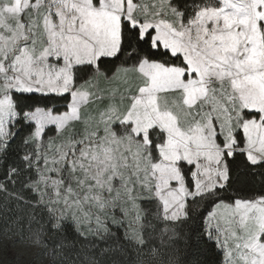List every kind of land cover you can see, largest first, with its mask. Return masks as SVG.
<instances>
[{
  "label": "snow or ice",
  "instance_id": "1",
  "mask_svg": "<svg viewBox=\"0 0 264 264\" xmlns=\"http://www.w3.org/2000/svg\"><path fill=\"white\" fill-rule=\"evenodd\" d=\"M112 2L0 0V166L5 169L0 182L14 184L13 178L21 174L28 180L33 178L29 174L40 179L47 154L56 153L49 176H59L62 182L67 177L70 183L91 159L85 149L103 148L108 127L112 132L124 125L133 127L134 121L127 117L137 106L159 108L161 102H168L167 93L181 91L165 87L153 95L160 78L156 66L182 68V80L197 78L194 83L203 86L204 96L210 87L223 91L226 80L235 87L238 77L264 73V0H168L181 27L188 25L186 32L173 29L172 45L157 39L155 25L142 31L143 18L133 25L121 16L115 55L84 59L90 50L111 41L107 6ZM128 2L124 0L125 12ZM130 2L139 5L140 0ZM161 56L170 62L158 59ZM193 63L198 66L193 68ZM121 68L124 81L117 79ZM96 73H103L109 83L99 93L93 80ZM78 90L84 94L82 103H77ZM122 107L121 118L109 119ZM100 117L104 127L90 130L88 121ZM134 134L143 138V133ZM65 142L67 155L63 168L57 170L58 147ZM248 164L251 168L264 161ZM245 176L251 178L244 180ZM255 176L242 173L235 180L250 187ZM232 179L225 177L223 183L199 193L200 198L209 197L208 207L191 228L186 264L198 262L208 251L217 257L215 264H264V185L254 197L219 196ZM221 205L224 210L218 213ZM182 219L193 218L185 211Z\"/></svg>",
  "mask_w": 264,
  "mask_h": 264
},
{
  "label": "rangeland",
  "instance_id": "2",
  "mask_svg": "<svg viewBox=\"0 0 264 264\" xmlns=\"http://www.w3.org/2000/svg\"><path fill=\"white\" fill-rule=\"evenodd\" d=\"M107 10L111 13L108 16L111 41L107 46H96L84 59L94 61L98 55H115L120 47L121 16L133 25L143 18L144 32L155 25L157 39L163 38L169 45L173 44L174 28L186 32L188 27H181L179 17L173 16L168 7V0H140L139 5L129 0L126 12L124 0H113ZM148 67L145 65L146 70ZM155 71L160 78L154 84L153 95L165 87L181 91L167 93L168 102H161L159 108L155 104L137 106L127 117L134 121L133 127L124 125L115 132L108 127L103 148L85 149L91 153V159L81 166L83 172L78 170L70 183H66L67 177L62 182L59 176H49L56 153H48L47 167H40L38 191L43 200L85 234L103 231L108 220L113 224L125 220L131 236L138 239L140 201L158 200L165 220L178 221L184 216L188 198L199 196L228 177L225 154L242 152L248 161H264V73L249 74L248 79L238 77L235 87L226 80L222 82L223 91L210 87L204 96L203 86L194 83L197 78L190 76L187 83L182 80V68L165 69L160 65ZM96 74L93 80L99 93L109 83L103 75ZM127 78L133 79L130 73ZM117 79L125 80L123 68ZM78 93L77 103H82L84 94L79 90ZM190 104L197 106L189 107ZM122 115L123 107L112 111L109 119H119ZM101 119L89 120L90 130L103 128ZM134 133H143V138ZM67 147V142L58 147L57 170L63 168ZM182 164L191 169L192 191L180 169ZM223 210V205L216 209L218 213ZM35 253L33 245L8 242L0 246L4 264H50V252L44 259Z\"/></svg>",
  "mask_w": 264,
  "mask_h": 264
},
{
  "label": "trees",
  "instance_id": "3",
  "mask_svg": "<svg viewBox=\"0 0 264 264\" xmlns=\"http://www.w3.org/2000/svg\"><path fill=\"white\" fill-rule=\"evenodd\" d=\"M158 59L170 62L166 56ZM239 138L241 140V135ZM225 161L227 174L233 179L219 196L244 198L257 195L264 185V175H261L264 164L250 168L242 152H234L231 156L225 154ZM16 163L23 167L21 162ZM180 169L188 189L192 191L191 169L183 164ZM4 171L0 166V176ZM249 172L256 174L250 187L235 180L236 176ZM29 175L33 177L31 180L21 174L13 178L14 184L0 182V246L8 242L18 246L33 245L38 258L44 259L50 252V264H186L193 239L191 228L199 222L201 211L208 207L209 197H190L186 201V211L193 219L186 222L180 219L173 223L163 217L158 200H142L140 238L131 236L125 220L118 224L108 220L103 231L85 234L73 221L63 218L58 210H53L43 200L38 191L39 179L35 174ZM250 178L245 176L244 180ZM216 259L208 251L193 264H215ZM0 264H4L2 259Z\"/></svg>",
  "mask_w": 264,
  "mask_h": 264
}]
</instances>
